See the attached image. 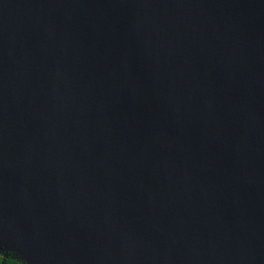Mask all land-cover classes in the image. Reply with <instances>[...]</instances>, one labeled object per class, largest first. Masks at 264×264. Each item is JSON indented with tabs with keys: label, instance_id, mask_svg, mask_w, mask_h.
<instances>
[{
	"label": "water",
	"instance_id": "water-1",
	"mask_svg": "<svg viewBox=\"0 0 264 264\" xmlns=\"http://www.w3.org/2000/svg\"><path fill=\"white\" fill-rule=\"evenodd\" d=\"M7 254L264 264V0H0Z\"/></svg>",
	"mask_w": 264,
	"mask_h": 264
},
{
	"label": "trees",
	"instance_id": "trees-1",
	"mask_svg": "<svg viewBox=\"0 0 264 264\" xmlns=\"http://www.w3.org/2000/svg\"><path fill=\"white\" fill-rule=\"evenodd\" d=\"M0 264H21L16 262V260L12 259L11 257H4L0 255Z\"/></svg>",
	"mask_w": 264,
	"mask_h": 264
},
{
	"label": "rangeland",
	"instance_id": "rangeland-1",
	"mask_svg": "<svg viewBox=\"0 0 264 264\" xmlns=\"http://www.w3.org/2000/svg\"><path fill=\"white\" fill-rule=\"evenodd\" d=\"M2 256H3V255H2ZM4 256H7V257L9 256V257H11V258H12V257H14V255H13V254H10V255H9V254H7V255H4Z\"/></svg>",
	"mask_w": 264,
	"mask_h": 264
}]
</instances>
